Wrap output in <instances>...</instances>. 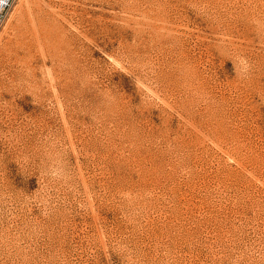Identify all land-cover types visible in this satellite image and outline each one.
<instances>
[{"label":"rangeland","instance_id":"374dc122","mask_svg":"<svg viewBox=\"0 0 264 264\" xmlns=\"http://www.w3.org/2000/svg\"><path fill=\"white\" fill-rule=\"evenodd\" d=\"M48 3L58 46L16 56ZM0 264H264V0H16Z\"/></svg>","mask_w":264,"mask_h":264},{"label":"bare ground","instance_id":"6f19581e","mask_svg":"<svg viewBox=\"0 0 264 264\" xmlns=\"http://www.w3.org/2000/svg\"><path fill=\"white\" fill-rule=\"evenodd\" d=\"M30 1L31 0H26V2H30ZM46 5L54 8L50 10L45 8L42 9L39 8L36 11H30L28 14L29 16L23 17L21 27L18 29L17 33L15 34L16 37L14 41L15 43L14 54L16 56L19 54V51H22L23 53L26 54V53H30L32 48H37L38 50L46 53V51L49 52L50 49H54L58 46L55 43L57 37L56 34L57 24L60 21L59 20L60 18L58 16V11H60L61 6H57L58 5L57 3L56 5H52L50 3ZM55 7L57 9H55ZM23 61L25 64L27 63L26 62L27 60L26 61L23 60Z\"/></svg>","mask_w":264,"mask_h":264},{"label":"built area","instance_id":"2783aa9c","mask_svg":"<svg viewBox=\"0 0 264 264\" xmlns=\"http://www.w3.org/2000/svg\"><path fill=\"white\" fill-rule=\"evenodd\" d=\"M16 0H0V26H2L11 14Z\"/></svg>","mask_w":264,"mask_h":264}]
</instances>
